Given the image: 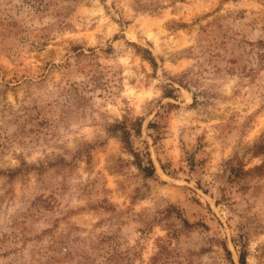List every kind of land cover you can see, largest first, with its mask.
Segmentation results:
<instances>
[{
	"label": "clouds",
	"instance_id": "1",
	"mask_svg": "<svg viewBox=\"0 0 264 264\" xmlns=\"http://www.w3.org/2000/svg\"><path fill=\"white\" fill-rule=\"evenodd\" d=\"M0 264H264V0H0Z\"/></svg>",
	"mask_w": 264,
	"mask_h": 264
}]
</instances>
